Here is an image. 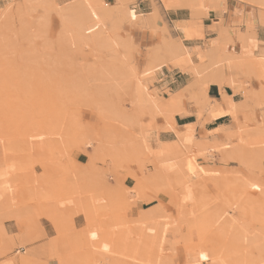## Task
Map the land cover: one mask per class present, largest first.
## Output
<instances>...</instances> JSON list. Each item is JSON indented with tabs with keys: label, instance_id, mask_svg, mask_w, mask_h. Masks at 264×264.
Here are the masks:
<instances>
[{
	"label": "rangeland",
	"instance_id": "rangeland-1",
	"mask_svg": "<svg viewBox=\"0 0 264 264\" xmlns=\"http://www.w3.org/2000/svg\"><path fill=\"white\" fill-rule=\"evenodd\" d=\"M243 1L257 6L253 0ZM112 3L105 2L104 8L109 10ZM110 15V20L121 19ZM7 16L0 19V147L14 166L16 193L11 202L21 209L18 217L26 232L33 229L29 212L34 204L37 212L55 220L58 244L65 250L61 264H264L263 154L241 147L240 157L249 166L232 148L198 153L183 143L179 161L184 167L154 176L148 169L151 158L134 145L137 126H127L121 118L128 108L126 91L109 95L111 114H98V68L109 63L110 56L62 39L53 10L45 12L38 5L18 10L13 2ZM42 16L44 21L39 20ZM121 25L137 45L130 59L136 77L152 86L141 70L145 51L170 39V33L150 31L149 39L156 41L142 47L145 32L139 38L130 31L134 26ZM111 62L126 74L118 61ZM261 64L257 72L244 64L230 69L232 83L227 84L237 90L233 82L238 73L262 79L264 58ZM210 83L217 84L206 80L203 90ZM200 87L188 90L195 107L192 95ZM255 92L248 103L259 108L264 89ZM254 115L264 120V109ZM139 118L150 119L147 114ZM156 121L154 130L159 129ZM88 135L94 138L91 146ZM74 152L86 155L80 169L73 165ZM216 156L218 166L200 167L196 162L197 157L213 161ZM35 166L42 170L40 177L33 175ZM131 174L137 179L132 178L133 188L128 189L124 182ZM138 191V198H132ZM154 193L165 198L158 201L159 214L145 212L141 222L130 218L135 202ZM237 204L243 205L242 211ZM78 213L85 224L76 231L71 218ZM164 228L176 231L175 242L164 239Z\"/></svg>",
	"mask_w": 264,
	"mask_h": 264
},
{
	"label": "bare ground",
	"instance_id": "bare-ground-1",
	"mask_svg": "<svg viewBox=\"0 0 264 264\" xmlns=\"http://www.w3.org/2000/svg\"><path fill=\"white\" fill-rule=\"evenodd\" d=\"M160 1L163 3L164 8L186 7L198 20L202 19L201 17L203 16H208L210 11H215L218 16L217 18L213 17V22L210 26L215 32L204 41V52L199 54L204 57L202 62L199 61L200 59L198 60V53H192L182 37H176L177 35L174 37L170 34V39H165L161 44L145 51V62H143L141 70L145 77L151 79L149 83H154L152 86L146 85L141 78L136 77V68L130 59L132 51L136 50L137 45L131 35L121 31V24L127 23L131 26L138 24L151 31L159 28L167 32L164 25H157L158 13L156 6H154L152 13L143 16L135 10V0H113L109 10L104 8V0H0V19L8 17V10L13 2L17 3L18 10H21L22 7L38 5L43 7L45 12L53 10L57 14L60 25V37L68 42H73L71 43L73 44L72 46L78 43L107 53L110 56V62L98 68L97 73V76L100 77L99 82L96 84L97 94L100 96L97 106L98 114L101 115L100 111L111 114L114 109L109 95H112V93L117 95L121 92L120 90L126 91L123 94L127 97L128 108L125 109L126 114H122L121 118L127 126H137L138 129L133 135L134 145L145 154L147 159L152 158L155 161L157 165L155 171L153 170L155 173L159 172L157 174H160L161 172L163 175L175 173L179 170L181 164L184 167L183 162L179 161V150L183 143L192 148L203 146L202 142L193 140L190 137V127H186L185 131L180 132L174 123L175 114H187L181 101V91L187 89L190 85L201 86L198 90L199 93L192 95L197 105L194 113L197 118L204 117L201 120L208 121L214 116L226 114L238 123V129L229 132V136H226L225 139L217 141L216 148H221L225 151L228 148H232L235 150L233 153L238 154L237 156L240 159L239 152L242 151V148L264 156V129L260 125L262 123L256 120L254 112L250 110L252 106L248 103V99L256 94L255 90L251 88V90L244 89L243 100L238 103L233 102L231 97H229L230 95L226 96L224 94L222 97L220 94L222 101L225 103L222 106L218 101L208 98L206 91L202 87V82L209 79L215 81L220 88L223 84H231L232 79L229 77L228 71L233 68H241L243 64L250 71L254 69V72L258 67H261V60L264 57L262 54H256L252 49L260 42L256 38L254 29L257 24H264V0H253L257 6L250 8L251 11L247 14L244 23L242 19H239L241 22L238 21L237 27H225L221 24L220 13L225 9L226 0ZM110 14L120 16L121 19L112 18L110 20ZM39 20L44 21V16ZM106 21L109 22L108 26ZM235 39L240 44L239 50L235 49L233 45ZM111 61L113 63L118 61L120 67L122 66L127 71L126 74L124 73L122 76L119 69L114 67ZM174 67L186 73L188 79L186 85L178 90L176 86H172L169 89L166 88L168 81L160 82L157 80V74L160 71L171 70ZM127 77H129L128 81ZM236 87L238 88V86ZM261 88L264 89V85ZM240 112L243 113V116L239 120L238 113ZM104 113L103 115H105ZM142 114H147L150 119L142 122L139 118ZM159 116L165 120L166 126L163 129L154 130L151 126L156 121V117ZM160 130L172 132L175 138L171 141L161 140L159 137ZM247 130H252V133L250 134ZM242 132H246L245 135ZM84 135L82 134L81 136L84 137ZM83 137L82 139H84ZM103 138L105 139V136ZM86 140L87 144L90 145L94 138L86 136ZM102 141L106 142V140ZM201 151L204 153L207 150L201 148ZM5 155L7 154L5 153ZM241 161L245 162L242 159ZM247 161L245 165L248 163ZM247 165L250 166V163ZM13 170L12 162H8L5 156L2 157L0 159V199L9 190L11 182L7 179V173ZM155 173H153L154 176L156 175ZM130 177L137 179L134 174H131ZM238 205L240 204L235 207L237 208ZM241 207L238 208L242 211L243 207ZM156 210H158V213L155 212V214H159V204ZM2 229L0 231L3 233L4 229ZM175 232L168 228L162 230L164 239L170 242L177 240L175 239Z\"/></svg>",
	"mask_w": 264,
	"mask_h": 264
},
{
	"label": "crops",
	"instance_id": "crops-1",
	"mask_svg": "<svg viewBox=\"0 0 264 264\" xmlns=\"http://www.w3.org/2000/svg\"><path fill=\"white\" fill-rule=\"evenodd\" d=\"M104 1L110 3L113 0ZM154 6H156L158 13L156 19L157 25H164L167 32L174 37L175 35H177L176 37H182L190 51H192V53H198V60L200 59L199 61L202 62L204 57L199 54L204 52V41L211 37L215 32L210 26L212 25L213 17L217 18L218 16L216 15V12L210 11L208 16H203L201 17L202 19L198 20L196 19L197 17L193 16L191 11L186 7L164 8L163 3L160 0H135V10L143 16L152 13ZM251 7L255 8V6L253 7L247 2L245 3L243 0H226V10L223 9L220 13L222 19L221 24L225 27H237L238 21H240L239 19H242V22L244 23L247 14L251 11ZM241 28L243 27L241 26ZM130 29L132 35L138 36L139 38L141 37V32H145V41L140 42L142 47L149 44L148 42L156 41V39H149V32L151 30L148 28L137 24ZM254 31L256 38L259 39L260 42L256 44L252 51L258 55L261 53L264 54V24H257ZM151 32L154 33L153 31ZM233 42L235 49L239 50L240 44L238 40L235 39ZM143 62L141 65L144 64ZM241 74L242 73H238L237 77H234V80L237 82L233 83L238 84L236 85L238 86L237 90L234 91V85L229 86L228 84H223L220 88L217 84L210 83L206 88L207 97L218 101L220 105L224 106L225 103L222 101L224 94L226 96L230 95L229 97H231V100L238 103L243 100L244 89H254L255 91L261 90V86L264 85V77L262 79H258L254 76H249L247 78ZM157 80L160 82L168 81L166 88L169 89L170 87L172 88V86H176V89L178 90L186 85L188 79L186 73L183 71L181 72L179 68L174 67L171 70L165 69L160 71V73L157 74ZM189 87L181 91L184 96L183 107L187 114H175L174 123L176 128H178L177 130H180V132L185 131L186 127H190V133H193V140H199L203 143V146L201 145L202 147H195L198 153L202 152L201 148L206 149L207 151L210 149V151H212V149L216 148L217 141L225 139L226 136H229V132L236 131L239 126L236 125L235 119L226 114L214 116L208 121L201 120L204 117L197 118L194 114L196 112V107L187 98L189 95L188 90L191 89ZM191 87H193V85ZM250 105L252 106L250 110L254 113L260 109H264V101H259V105L261 106L259 108L256 107L253 102H250ZM253 108L254 110H252ZM240 113H238L239 120L242 119ZM256 120L264 125V120L262 118H256ZM156 125L159 129H163L166 126V122L158 118ZM159 137L163 141H171L175 138V135L170 131L160 130ZM234 138L236 139L235 135ZM2 155V149L0 147V159L3 157ZM217 159L218 156L214 157L213 161H205L202 157H197L196 162L200 167H211L219 165ZM86 160V155L82 152H74L72 154V162L77 169H80L81 166L79 165H84ZM156 167L157 165L155 161L151 158V165H148L149 171H155ZM232 167H235V165H232ZM154 171L153 173H155ZM12 172L13 171L7 173V179L11 182L9 190L4 197L0 199V229H4L3 233L0 231V264H61L60 260L63 259L65 250L58 244L56 228L54 226L55 220L51 215L40 214L36 211L35 205L33 204L30 207V215L28 214L29 220L33 225L32 231L28 233L25 231L24 227L21 226V221L18 217L21 213V209L17 208L14 202H11V197H15L16 193L14 181L11 179ZM33 175L35 177H40L42 175V170L35 166L33 169ZM124 184L128 189H132L134 181L131 177H128ZM131 196L134 199L138 198L139 191L137 194L132 192ZM163 200H165V198L159 193H154L144 197L142 200H137L135 205L131 208L132 215L130 218L138 219L141 222L144 220L145 216L143 213L145 212L152 216L157 215L155 212L158 213V210H156L159 204L158 201ZM71 220L73 228L76 231L80 230L85 224V218L80 213L73 215Z\"/></svg>",
	"mask_w": 264,
	"mask_h": 264
}]
</instances>
